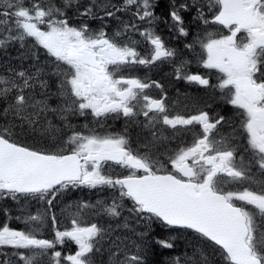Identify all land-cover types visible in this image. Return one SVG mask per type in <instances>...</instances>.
Masks as SVG:
<instances>
[{
    "label": "snow or ice",
    "instance_id": "obj_1",
    "mask_svg": "<svg viewBox=\"0 0 264 264\" xmlns=\"http://www.w3.org/2000/svg\"><path fill=\"white\" fill-rule=\"evenodd\" d=\"M161 3L0 0V51L7 56L8 48L21 49L0 62V200L16 202L21 214L0 211L25 225L0 224V264H96L102 249L106 264H148L154 246L175 247L174 236H150L153 224L197 234L192 253L168 264H264V0H166L158 14ZM108 18L118 22L111 35ZM94 20L98 29L88 23ZM188 21L203 30L184 45L193 60L180 57L176 79L209 87L207 73L188 71L193 62L220 74L215 88L237 110L228 136L221 129L229 120L210 114L211 105L181 110L166 102L158 81L125 75L134 66L175 63L177 51L156 29L163 24L177 37H189ZM216 25L227 34L213 30ZM142 43L148 46L143 55L137 50ZM153 88L161 89L159 98L150 94ZM54 98L55 107L49 103ZM79 117L91 120L77 129L70 118ZM120 118L140 127L137 147L127 127L101 134L89 126L103 128ZM25 138L44 141L45 148ZM114 166L125 171L115 174ZM82 188H109L114 195L110 203L70 205L63 226L52 212L54 201ZM125 199L131 202L128 217ZM21 201L45 207L25 214ZM100 215L123 218L129 235L113 236L111 227L85 219ZM45 225L51 239L41 237ZM66 241L78 250L62 258L57 246Z\"/></svg>",
    "mask_w": 264,
    "mask_h": 264
},
{
    "label": "trees",
    "instance_id": "obj_2",
    "mask_svg": "<svg viewBox=\"0 0 264 264\" xmlns=\"http://www.w3.org/2000/svg\"><path fill=\"white\" fill-rule=\"evenodd\" d=\"M113 3H118L117 0H112ZM165 4L166 2H162L160 8L157 9L158 14L161 12L165 11ZM94 28L96 29V27L94 26ZM171 39V38H170ZM170 39H168L170 41ZM8 49H11L8 52V57H11L10 54L12 53H17V50L19 49V44L15 45L14 47H10ZM41 62H43V60L46 58L43 54V50H41ZM4 52L0 51V62L6 61L5 58L7 57ZM12 63L15 64L14 60H12ZM26 63H30V61L26 62ZM51 83L54 84V81H50ZM59 101L56 100L55 98L52 99L51 101H49V103H51V105L53 107H55L57 105ZM49 119L52 120L53 124H58L59 122H57V118L53 117V116H49ZM72 119V118H71ZM72 124L74 125H78V126H82L84 123V121L82 120L81 122L73 120ZM67 134H70V131H68V129H65L64 132L61 133V135L64 136V138H67ZM25 142L30 144V143H35L34 145L37 144V146H41L44 147L45 146V142L44 141H40V140H36V139H27L25 138ZM79 193L76 192V190L65 194L63 197H58L56 201H54V207L52 208V212L56 213L58 220L61 222L62 225L66 224L67 222H69V220L67 218L69 211H71V209L69 208L70 205L73 204V201H77V200H81L83 197H81L83 194L78 195ZM86 200L88 202L91 203H95L97 200L93 199V197L88 196L86 198ZM83 201V200H82ZM12 204L17 205L14 202L11 201H0V209H8L9 212L11 213L12 217L18 216L21 214V209H20V205L18 207V210L15 211V208ZM21 204L23 205L24 209L26 210V212H31V214L35 215L37 212V209H40V207L42 206L43 202L37 203L36 201H29V202H24L21 201ZM44 206V204H43ZM54 209H58L56 211H53ZM41 211H43L44 209H40ZM58 211V212H57ZM64 211L65 212V216H61L60 212ZM67 211V212H66ZM128 217V216H125ZM3 223H8L10 227L12 228H16V226L18 227L19 230H23L24 228L22 227V220H16V219H11L9 220L2 211H0V224ZM124 223L123 218L118 219L117 221H114L110 227L112 229H114V231L112 233H116L117 231H119L117 234H114V236H121L123 234H129L128 229H125L122 227ZM119 225V226H118ZM133 226H135L133 224ZM108 228V226H107ZM140 228H142V226H140ZM140 228H138V230H140ZM51 229V228H50ZM170 233H174L171 236L176 237L174 243H175V247L174 249H162L159 246H154L153 248V252L149 255L148 257V264H168L169 260L173 257V256H178V255H182L185 251H187L189 254L192 253V248L189 246L191 245L192 242H198V239L194 236H190L188 234L185 233H181V232H177V231H172ZM167 234L168 231L164 230L163 228H160L157 225V237L160 238H164L165 236H168ZM108 246V241L106 240L104 242V247L106 248ZM202 247V245H201ZM96 260V264H106L107 261V253L105 251H103V249L101 250L100 253H98L95 257ZM219 260V257L216 258V261ZM219 264H222V262H219Z\"/></svg>",
    "mask_w": 264,
    "mask_h": 264
},
{
    "label": "rangeland",
    "instance_id": "obj_3",
    "mask_svg": "<svg viewBox=\"0 0 264 264\" xmlns=\"http://www.w3.org/2000/svg\"><path fill=\"white\" fill-rule=\"evenodd\" d=\"M126 18L127 17H125V19ZM88 23L89 24L91 23L93 26L96 27V29H98L101 26L100 25V21H98V20L89 21ZM107 24H108L107 31H108L109 35H111L112 33H114L118 29V22L115 21V20H112V19L108 18L107 19ZM159 27L162 30H168V28L165 25L164 26H161L160 25ZM198 27H201V25L198 24ZM201 32L202 31L194 30L193 36L191 37V42L193 41V39H195L196 35L199 34V33H201ZM171 34H173V35H171ZM170 35L171 36L169 37V39L171 38L170 40L172 42L173 41L176 42L178 37L174 33H170ZM134 39L141 40V37L139 36V34H137V35L134 36ZM187 39H188V37H182V41H184V40L186 41ZM170 48H173V49L174 48H178V49L182 50V51H180L182 53V54H180V57H182L183 55H185V56L188 57V59L191 58V60H193V55H192L191 51L188 50V49H186V48H183L178 43L177 44H174V46H170ZM196 49H198V51L197 50L196 51H197V53H199V51H200L199 45L196 46ZM20 50H17V53L10 54V56L11 57H16L18 55V53H19ZM9 58L10 57L7 56L5 58V60H8ZM14 62L17 63L15 60H14ZM27 64L28 63H26V65ZM193 65H195V66H193ZM154 66H156V64H153L152 65V67H154ZM189 66H190L189 67V72H192L191 71L192 69H202L203 68L202 66L196 64L195 62H193ZM151 69H153V68H150L149 70L151 71ZM174 69H175L174 67H171V66L168 65L166 71L164 72V75L165 76L163 74H161V75L157 74L159 76V78L157 77V79L159 80V83L163 86V94H166V96L168 98V101L167 102H172V103H174L176 105L185 103V104H191L192 106L201 105V104H205L206 103V104H209V105L213 106L214 108H216V110L217 109H221L222 107L226 108V106H224L225 102L223 100H221V98H220L221 97L220 95H222L220 93V90L219 91L218 90H214L212 92H210V91L209 92H206L205 91V93H202V92H200V93H192L191 90H186V88H187L186 83L183 84L179 80H176V75H175V70ZM172 71H174V75H173V78L174 79L171 78ZM52 90L55 91V87L54 86H53ZM157 92H160L161 93V89H158ZM195 109H197V108L194 107L193 110H195ZM233 114L234 113L227 112L226 115H225V117L229 120V123L228 124H225L224 127L222 128L223 129L224 136H228L229 134H231L233 126H236L237 125V118L234 117ZM57 122H59V121L57 120ZM89 126L90 127H96V128H98V126H96L94 123H91ZM127 126H126L125 123H123L118 128H116V130H119V132H123L124 129ZM129 126L130 127H134V129H135V131L131 133V131H129L128 130V127H127L128 134L130 136V142L132 144H134V145L137 146L139 140L142 139V137H143L144 134L141 132V129H140V127L138 125H136V124H129ZM105 131L111 132V128H106V129L105 128H99V131L98 132H100L101 134H103ZM169 131H171V130H169ZM113 133H116V131L113 132ZM165 135H168V133L166 132ZM237 139L240 142L243 143V141L240 139V137H237ZM4 201H11V200L8 199V200H4ZM85 202H88V201H85ZM14 203H16V202H14ZM44 207L45 206H43V204H42V206L40 207V209H44ZM56 210H58V209H54L53 211H56ZM60 214H61V216H65V212L64 211H61ZM128 216H129V214H128ZM85 219L86 220H91L92 222H95V216H86ZM123 235H129V234H123ZM216 258H218V255H217Z\"/></svg>",
    "mask_w": 264,
    "mask_h": 264
},
{
    "label": "flooded vegetation",
    "instance_id": "obj_4",
    "mask_svg": "<svg viewBox=\"0 0 264 264\" xmlns=\"http://www.w3.org/2000/svg\"><path fill=\"white\" fill-rule=\"evenodd\" d=\"M161 13V12H160ZM188 23H189V32H191L190 33V35H193V32H194V30H199V31H202L203 30V26L201 25V27H198V23L197 22H195V21H188ZM219 30L220 31H218L221 35H225V34H227V29H225V28H223V27H219ZM163 31H166V32H169L168 30H163ZM224 32V33H223ZM170 33V32H169ZM170 35V34H169ZM171 35H173V34H171ZM240 35H242V34H240ZM168 36V35H167ZM166 36V37H167ZM189 38V37H188ZM179 42H180V44L179 45H181V46H183V41H182V39H180L179 40ZM180 54H182L180 51H177V58H176V62L174 63V65L175 66H178V64H179V59H180ZM183 58H185L186 60H191V58H189L188 59V57L187 56H185V55H183L182 56ZM193 66H195V65H193ZM143 65H140V66H135V67H133V69H130V70H127L126 72H125V75H126V77H128V78H133V77H138V78H145V77H148L149 79H151V80H156V81H158L159 82V80L157 79V77L159 78V76L157 75V74H159V75H161V74H163L164 75V72L166 71V69L167 68H165V67H158V70H157V68L156 67H154V69L152 70V71H150V70H145V69H143ZM189 67L190 66H188V71H189ZM194 70H196V69H192L191 71H194ZM173 75L174 74H172V76H171V78H173ZM176 75V74H175ZM165 76V75H164ZM206 78H208L209 79V81L210 80H212V78L211 77H206ZM174 79V78H173ZM176 80H178V79H176ZM182 80L183 79H179V81L182 83ZM217 83H214V81H210V86L209 87H205V86H201V85H197V84H195V83H189V82H187L186 83V86H187V88H186V90H191L192 91V93H200V92H202V93H205V91L206 92H212V91H214V90H218L219 91V89H216L215 88V85H216ZM212 88V89H211ZM195 90V91H194ZM150 91V94L154 97V98H159L160 97V95H161V93L160 92H157L158 91V89H156V88H153V89H151V90H149ZM220 95V94H219ZM221 97V100H223L224 102H225V104H224V106H226V108H224V107H222L221 109H217L216 110V108H214L213 106H211V110H210V114L212 113V112H215V113H219L220 115H223L224 117H225V115H226V113L227 112H230V113H234L233 114V116L234 117H236L237 118V116H236V112H237V110L234 108V106H232V105H230V104H228L227 102H226V100L223 98V96L222 95H220ZM167 101H168V98H167ZM166 101V102H167ZM205 105H206V103L205 104H201V105H196V106H192L191 104H185V103H182V104H179V105H177V107L178 108H180L181 110H183L184 109V107L186 106L187 107V110L189 111V112H193L194 113V107H196V108H204L205 107ZM207 105H209V104H207ZM141 119H143V117H141ZM127 126V125H126ZM129 126V125H128ZM127 126V127H128ZM221 133L224 135V133H223V130H221ZM190 138V137H189ZM241 139V138H240ZM238 140V139H237ZM242 140V139H241ZM239 141V140H238ZM240 142V141H239ZM136 146V145H135ZM137 147V146H136ZM118 167V166H117ZM125 171V170H124Z\"/></svg>",
    "mask_w": 264,
    "mask_h": 264
},
{
    "label": "bare ground",
    "instance_id": "obj_5",
    "mask_svg": "<svg viewBox=\"0 0 264 264\" xmlns=\"http://www.w3.org/2000/svg\"><path fill=\"white\" fill-rule=\"evenodd\" d=\"M117 26V25H116ZM115 27V26H114ZM120 231V230H119Z\"/></svg>",
    "mask_w": 264,
    "mask_h": 264
}]
</instances>
